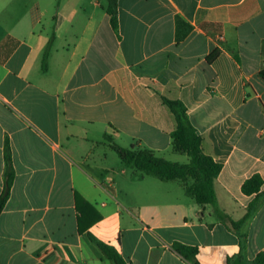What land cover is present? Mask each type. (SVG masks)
Wrapping results in <instances>:
<instances>
[{
    "label": "crops",
    "instance_id": "crops-1",
    "mask_svg": "<svg viewBox=\"0 0 264 264\" xmlns=\"http://www.w3.org/2000/svg\"><path fill=\"white\" fill-rule=\"evenodd\" d=\"M104 6L0 0V194L6 146L14 171L0 264H115L89 235L128 264H195L174 244L195 248L197 264H254L264 195L235 223L256 197L243 183L259 175L264 191V0H118L117 30ZM164 99L184 105L222 165L212 204L178 181L136 178L104 139L171 160Z\"/></svg>",
    "mask_w": 264,
    "mask_h": 264
},
{
    "label": "trees",
    "instance_id": "trees-1",
    "mask_svg": "<svg viewBox=\"0 0 264 264\" xmlns=\"http://www.w3.org/2000/svg\"><path fill=\"white\" fill-rule=\"evenodd\" d=\"M117 1L105 0L104 6L114 30L118 28ZM50 47L51 41L42 55L44 69L46 68ZM217 55L218 51H213L209 56V61H212ZM260 76L264 78V72H261ZM164 103L175 116L177 124L175 130L171 133L173 152L186 156L187 160L185 162L167 160L145 147L122 146L108 134H104V139L117 152L122 161L133 169L136 178L150 175L162 181H178L184 186L186 194L194 197L201 206L212 204L215 199L214 181L220 173L222 165L203 153L202 139L190 124L184 105L179 101L167 99H164ZM5 165L4 187L0 194V214L9 198L14 178L8 146L5 147ZM262 185L263 181L259 175H253L243 183L242 192L248 196L256 195V197L249 204L245 216L235 225L243 224L254 213L259 197L264 195V191L260 193ZM78 224L79 232L84 231L90 225L89 223L82 225L80 217L78 218ZM89 239L115 264H128L113 246L98 241L91 235H89ZM174 249L184 258L197 264L195 261L197 250L195 248L174 244ZM254 264H264V255H257Z\"/></svg>",
    "mask_w": 264,
    "mask_h": 264
},
{
    "label": "rangeland",
    "instance_id": "rangeland-1",
    "mask_svg": "<svg viewBox=\"0 0 264 264\" xmlns=\"http://www.w3.org/2000/svg\"><path fill=\"white\" fill-rule=\"evenodd\" d=\"M169 159L172 161L185 162L186 158L183 155L173 154Z\"/></svg>",
    "mask_w": 264,
    "mask_h": 264
},
{
    "label": "built area",
    "instance_id": "built-area-1",
    "mask_svg": "<svg viewBox=\"0 0 264 264\" xmlns=\"http://www.w3.org/2000/svg\"><path fill=\"white\" fill-rule=\"evenodd\" d=\"M263 67H264V65H263Z\"/></svg>",
    "mask_w": 264,
    "mask_h": 264
}]
</instances>
